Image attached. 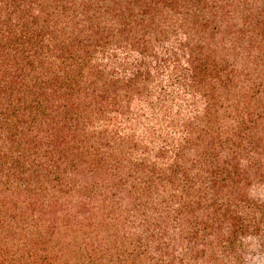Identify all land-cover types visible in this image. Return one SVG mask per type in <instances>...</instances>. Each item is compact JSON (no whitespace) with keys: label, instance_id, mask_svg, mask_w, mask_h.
<instances>
[{"label":"trees","instance_id":"obj_1","mask_svg":"<svg viewBox=\"0 0 264 264\" xmlns=\"http://www.w3.org/2000/svg\"><path fill=\"white\" fill-rule=\"evenodd\" d=\"M0 264H264V0H0Z\"/></svg>","mask_w":264,"mask_h":264}]
</instances>
